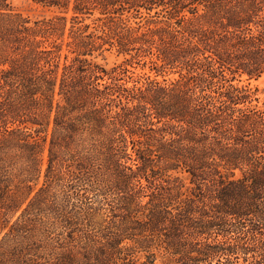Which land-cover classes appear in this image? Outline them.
I'll return each mask as SVG.
<instances>
[{"label":"trees","instance_id":"trees-1","mask_svg":"<svg viewBox=\"0 0 264 264\" xmlns=\"http://www.w3.org/2000/svg\"><path fill=\"white\" fill-rule=\"evenodd\" d=\"M35 1L0 0V264H264V0Z\"/></svg>","mask_w":264,"mask_h":264},{"label":"rangeland","instance_id":"rangeland-1","mask_svg":"<svg viewBox=\"0 0 264 264\" xmlns=\"http://www.w3.org/2000/svg\"><path fill=\"white\" fill-rule=\"evenodd\" d=\"M10 7L18 12H21L23 15L28 16L32 20L40 19L43 17H48L56 13L55 8H49L42 3H39L35 0H9ZM71 15V11L68 13ZM98 13L94 15L86 16L85 22H90L93 25V18H95ZM132 20H135L132 18ZM123 59V56L117 55L115 50L112 52H106L104 55H98L96 60L102 64L107 65L108 67L112 66L114 63H119ZM135 66H130L131 69L135 71V75H142L147 72L152 76L155 75L154 71L150 70L148 64H134ZM175 76V74L168 75L167 77ZM159 79H163L161 74L158 75ZM234 84L239 86H246L250 88L254 93V99L251 101L252 105L257 106L264 112V73L258 78H248L247 75H243L241 77H237L232 81ZM45 154H47V149L45 150ZM186 185H190L189 179H185ZM6 229L9 228V223H7ZM141 260H145L146 257H140ZM151 264H173L172 257L168 254H158L157 257L154 258L153 263Z\"/></svg>","mask_w":264,"mask_h":264}]
</instances>
